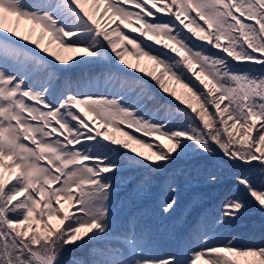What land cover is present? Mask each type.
I'll return each instance as SVG.
<instances>
[{"label": "snow or ice", "instance_id": "1", "mask_svg": "<svg viewBox=\"0 0 264 264\" xmlns=\"http://www.w3.org/2000/svg\"><path fill=\"white\" fill-rule=\"evenodd\" d=\"M21 20L31 23L26 32ZM86 66L105 70L61 82ZM257 66L264 0H0V264H264V243L218 242V229L248 211L241 196L196 218L164 256L138 219L117 229L113 208L126 166L147 170L144 185L189 156H220L264 175ZM232 179L264 212V180ZM177 203L165 199L161 212Z\"/></svg>", "mask_w": 264, "mask_h": 264}, {"label": "rangeland", "instance_id": "2", "mask_svg": "<svg viewBox=\"0 0 264 264\" xmlns=\"http://www.w3.org/2000/svg\"><path fill=\"white\" fill-rule=\"evenodd\" d=\"M15 19V17H11L7 23L10 24V26L14 27ZM30 27V22L24 20L20 21L21 32H26ZM38 35L39 29L36 30L34 38H37ZM47 41L48 38L45 37V44H47ZM53 47H55V45H53ZM63 55L67 57L73 55V53L66 51L63 53ZM127 59L130 61V63H137V61L135 60L136 57L134 55H129ZM139 62L141 66L148 67L149 69L151 68L150 61L141 59ZM95 67L104 68L103 66ZM63 74L67 75L66 73ZM62 78L63 77L61 76V79ZM89 78L90 77H88V79ZM153 83L155 85L153 90H159L155 82ZM169 87L176 89L178 93H187V90L184 89L182 85H178L173 81L169 83ZM101 90H103V88H101ZM125 131H131L135 135L142 136V133H135L134 129L129 130L125 127ZM116 135L118 136V138L126 139V137L120 136L119 133H116ZM135 146L139 151L148 152V149L146 148H141L139 145ZM189 157L192 158L188 159L187 161L180 160L175 165L179 166L180 169L189 164H191L192 166L196 165V167L203 166L204 168L206 167V169H208V167H214V169H217L222 167L223 164L221 162V158H217L216 156ZM241 166L242 165H240L239 167ZM234 168L237 167H233L232 169ZM261 173V170L254 169L253 171H251L250 175L258 176ZM127 175L128 177H126ZM133 175L134 177H132ZM148 175L150 174L143 168L126 166L125 171L122 173V175L120 177H117V187L113 199L115 226L117 227V229H121L125 226L127 220L132 218L138 219L141 226L147 228L153 233L155 254H169L176 251L179 244V238L182 237L183 231L185 229L188 230L190 225L196 218H202L200 212L203 211V214L209 216L217 215L219 213V206L222 201L217 207L214 206L209 201V198L206 197L203 188H199V186H197V184L200 182L209 185H212V183L209 182L208 178H205L203 180L192 179L191 174L189 175L187 170L183 171L181 175L172 172L171 168L167 171L162 170L160 174L154 175L152 177L148 185L143 184V186L139 188V186H137V182L141 183ZM220 177L223 176L221 175ZM169 183H171L172 187L176 189L175 192H171L168 189ZM180 186H184V188H181ZM126 193L128 194L125 195ZM172 197H175L177 199V206L175 208V211L171 215H165L161 212V206L165 199H170ZM191 202H193L194 205H187ZM257 208H259V206L254 202L252 205V210H248L243 216L237 219L238 223L233 226L236 228L233 229L235 233H241L240 235H236L237 238L238 236L239 238H244L248 230L259 226L258 224L254 223L255 221L252 220L239 221L248 215H252V217L262 219L263 214L261 213L263 212L260 210H255ZM235 221H229L228 223H226L227 227ZM262 224H264V221L262 222ZM225 229L226 227L218 229V242H221V238L222 243H226L228 240H230V237H228V233L232 231V229L227 230L226 236H224ZM242 230H244V232H242ZM65 253L71 254V249H69ZM200 264H204V262L201 261Z\"/></svg>", "mask_w": 264, "mask_h": 264}, {"label": "trees", "instance_id": "3", "mask_svg": "<svg viewBox=\"0 0 264 264\" xmlns=\"http://www.w3.org/2000/svg\"><path fill=\"white\" fill-rule=\"evenodd\" d=\"M135 60L137 61V59H135ZM237 67H239V65ZM240 67H241V70H248L247 68H243L242 66H240ZM100 68L95 67V66H86V67H81V68L69 70L68 72H66L67 75H64V74L61 75L63 77L61 79V82H63L64 79H69L73 82H75V81H86L88 79V77L92 78L95 76V74L105 70L104 68H101V69ZM255 71L264 74V68H261L259 66H257L255 68ZM104 84H105V81L103 79L99 80V86L101 88L104 87ZM154 86L155 85L152 82V88H154ZM154 92H156V94L160 100L170 99V97L167 94L165 95V94L161 93L159 90H156ZM216 157L221 158L220 156H216ZM191 158L192 157H187V158L182 159V161H187L188 159H191ZM221 162L223 163L222 167L217 168V169H214V167H208V169H206V167L205 168L203 166L196 167V165L192 166L191 164L184 166V167L181 166L182 169H180L179 166H176L174 164L171 167V169H172V172H175V174H179V175H181L183 171L187 170L189 175L191 174L192 179H199V180H203L205 178H208L209 173L216 174L219 177V181L217 183H212V185H209V184H203L202 182H200L197 184V186H199V188H203V191H205V195L207 198H209V201L214 206L217 207L219 205V203L225 199L226 196H229V195L241 196L244 199L249 201V209L248 210H252V205L254 203L253 199L251 197H249L247 195V193L242 188H238L236 186L232 177L237 172H244L247 175L251 176L250 175L251 171H253L254 169H259V168L258 167L249 168L246 165H242L241 167H239L240 165H233L231 163H225V161L223 159H221ZM233 167H237V168L239 167V168L238 169L237 168L232 169ZM221 175L223 177H220ZM126 177H128V175ZM132 177H134V175ZM251 177H253V181L257 187L260 186L261 180H264V175H262V173L259 174L258 176H251ZM181 184H182V182H181ZM137 186H139V188H140L141 186H143V183L137 182ZM180 187L184 188V186L183 187L180 186ZM127 194L128 193H126L125 195H127ZM187 205L190 206V205H194V204H193V202H191L190 204H187ZM255 210H260V208H257ZM202 214H203V211L200 212V215H202ZM261 214H263L262 219H258L257 217H252V215H248V216L242 218V220H239V221H243V220L251 221L252 220V221H255L254 222L255 224L259 225L255 228L248 230L246 232L244 238H239V236H238L237 242L239 244L250 245V244L264 243V224H262V222L264 221V212ZM237 223H238V220L235 222H232V224H230V226H228V227L225 224V226L222 227V228L226 227L224 236H226V231L229 229H232V231H230L228 233L229 234L228 237H230V239L233 235H235V236L240 235L241 233L237 234L233 230L235 228L233 226L236 225ZM188 230L185 229L183 231V235H185ZM242 232H244V230H242ZM220 241H221L220 243H222V238ZM77 254L80 255V253H77ZM167 254H160V255L164 256ZM69 255H70V253L64 254L63 259L65 262L68 261Z\"/></svg>", "mask_w": 264, "mask_h": 264}]
</instances>
